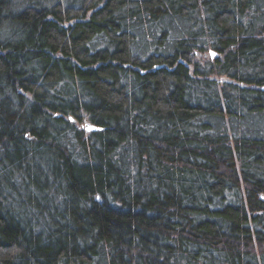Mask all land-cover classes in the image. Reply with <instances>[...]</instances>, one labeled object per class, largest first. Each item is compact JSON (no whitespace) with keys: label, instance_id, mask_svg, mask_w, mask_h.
<instances>
[{"label":"trees","instance_id":"1","mask_svg":"<svg viewBox=\"0 0 264 264\" xmlns=\"http://www.w3.org/2000/svg\"><path fill=\"white\" fill-rule=\"evenodd\" d=\"M0 264H264V0H0Z\"/></svg>","mask_w":264,"mask_h":264},{"label":"water","instance_id":"2","mask_svg":"<svg viewBox=\"0 0 264 264\" xmlns=\"http://www.w3.org/2000/svg\"><path fill=\"white\" fill-rule=\"evenodd\" d=\"M84 128H85L86 131H94V130H96V128L94 126H92V125H90L88 123L84 124Z\"/></svg>","mask_w":264,"mask_h":264},{"label":"rangeland","instance_id":"3","mask_svg":"<svg viewBox=\"0 0 264 264\" xmlns=\"http://www.w3.org/2000/svg\"><path fill=\"white\" fill-rule=\"evenodd\" d=\"M203 56H204V57L207 56V53H205Z\"/></svg>","mask_w":264,"mask_h":264}]
</instances>
